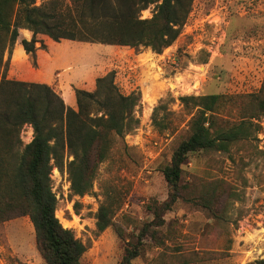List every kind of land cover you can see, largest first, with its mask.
Masks as SVG:
<instances>
[{
  "label": "rangeland",
  "instance_id": "1",
  "mask_svg": "<svg viewBox=\"0 0 264 264\" xmlns=\"http://www.w3.org/2000/svg\"><path fill=\"white\" fill-rule=\"evenodd\" d=\"M153 10L154 5L143 10L142 18L151 17ZM21 37L31 39L32 33L22 29ZM39 38L33 54L16 45L11 55L6 53L8 78L46 83L74 108L76 89L93 91L96 79L110 71L124 92L141 93L138 126L116 139L89 193L71 191L66 169L54 166L51 173L56 215L87 246L81 263L119 264L125 247L135 244L153 221V203L168 197L161 169L201 113L200 108L185 107L180 97L260 90L264 0H194L182 33L162 53L149 47ZM226 107L230 122L237 121L238 105L229 101ZM155 110L168 127L154 124ZM254 122L250 136L228 152L203 150L189 156L181 180L188 187L184 197L165 213L163 225L149 226L132 264H247L264 256V115ZM32 138V126L25 125L19 152ZM212 187L217 198L211 208L194 200ZM109 192L121 197L122 206L114 226L99 232L96 214ZM0 264H47L28 215L0 222Z\"/></svg>",
  "mask_w": 264,
  "mask_h": 264
},
{
  "label": "trees",
  "instance_id": "2",
  "mask_svg": "<svg viewBox=\"0 0 264 264\" xmlns=\"http://www.w3.org/2000/svg\"><path fill=\"white\" fill-rule=\"evenodd\" d=\"M194 0H0V222L28 215L34 225L37 248L47 264H82L86 244L56 215L57 198L51 173L54 166L66 169L71 191L89 193L100 163L124 137L139 124L136 116L141 93L124 92L115 81V72L96 79L95 89H76L77 107L65 103L51 86L25 82L7 76L15 45L33 54L36 43L46 35L55 41L70 39L133 48L149 47L156 53L171 46L182 33ZM154 5L153 15L141 12ZM32 33L21 37V30ZM20 39V40H19ZM238 99L240 102H232ZM241 99V100H240ZM181 102L201 113L190 132L174 149L169 164L161 170L169 187L168 197L151 206L154 219L147 223L135 244H128L119 264H132L141 254L143 235L150 225L164 224V215L184 197L181 184L184 165L191 154L203 150L228 152L231 146L250 136L256 120L264 115V80L256 93L242 95H185ZM238 105V120L230 122L226 104ZM158 110V109H156ZM154 124L166 128L164 118ZM33 128L32 140L22 151L21 131ZM176 128L172 129L174 132ZM66 156H72L66 160ZM216 187L194 195L211 208ZM121 197L106 193L99 205V232L114 226V215L121 208ZM247 264H264V256Z\"/></svg>",
  "mask_w": 264,
  "mask_h": 264
},
{
  "label": "bare ground",
  "instance_id": "3",
  "mask_svg": "<svg viewBox=\"0 0 264 264\" xmlns=\"http://www.w3.org/2000/svg\"><path fill=\"white\" fill-rule=\"evenodd\" d=\"M155 100H156V98L155 97H150V99H149V101L151 102V103H154L155 102Z\"/></svg>",
  "mask_w": 264,
  "mask_h": 264
},
{
  "label": "crops",
  "instance_id": "4",
  "mask_svg": "<svg viewBox=\"0 0 264 264\" xmlns=\"http://www.w3.org/2000/svg\"><path fill=\"white\" fill-rule=\"evenodd\" d=\"M16 48L24 49L21 45H17Z\"/></svg>",
  "mask_w": 264,
  "mask_h": 264
}]
</instances>
